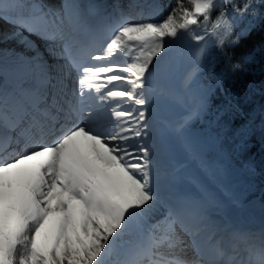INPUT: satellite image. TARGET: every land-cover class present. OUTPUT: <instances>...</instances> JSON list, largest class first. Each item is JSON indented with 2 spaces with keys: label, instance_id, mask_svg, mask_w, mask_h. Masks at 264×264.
I'll list each match as a JSON object with an SVG mask.
<instances>
[{
  "label": "snow or ice",
  "instance_id": "1",
  "mask_svg": "<svg viewBox=\"0 0 264 264\" xmlns=\"http://www.w3.org/2000/svg\"><path fill=\"white\" fill-rule=\"evenodd\" d=\"M153 7L129 0L98 16L87 0H0L12 27L0 42L19 38L34 53L0 64V264H264V226L161 200L169 131L184 123L156 127L150 111L156 99L183 101L194 73L178 77L172 53L186 35L237 45L264 18V0H174L162 19H145ZM229 7L252 18L246 29L235 31Z\"/></svg>",
  "mask_w": 264,
  "mask_h": 264
},
{
  "label": "trees",
  "instance_id": "2",
  "mask_svg": "<svg viewBox=\"0 0 264 264\" xmlns=\"http://www.w3.org/2000/svg\"><path fill=\"white\" fill-rule=\"evenodd\" d=\"M148 3L163 5L164 0ZM218 14L219 10L214 11L207 25L201 18L195 26L196 34L203 35L206 27L210 29ZM228 15L236 32L246 29L252 19L241 18L231 7ZM253 23L254 29L234 46L220 48L216 37H208L207 62L197 79L206 86V113L193 129L201 143L205 136H213L211 149L198 156L197 166L204 172H223L224 181L233 185L230 195L238 207L264 211V18ZM235 64L241 67L233 70ZM164 214V206L158 205L156 218Z\"/></svg>",
  "mask_w": 264,
  "mask_h": 264
},
{
  "label": "rangeland",
  "instance_id": "3",
  "mask_svg": "<svg viewBox=\"0 0 264 264\" xmlns=\"http://www.w3.org/2000/svg\"><path fill=\"white\" fill-rule=\"evenodd\" d=\"M116 0H87V3L94 6V10L97 12L98 16L105 14L106 12H113L114 9V2ZM186 2V0H185ZM147 4V3H146ZM163 7H158V11H153L149 8H147L146 12H151L152 15L146 16L145 19H153V20H159L162 19L164 16H166L172 9L174 0H164ZM126 8V7H125ZM157 8V7H156ZM155 9V7H154ZM195 34V26H193ZM26 33V32H25ZM28 34V33H26ZM11 41V40H9ZM9 41L0 42V50H4V48L9 47V44H7ZM208 39L206 38L204 41H201L197 43L196 41L192 40L191 36L186 35L184 38V41L182 44L177 46L172 53V58L174 61H177L181 57H188L193 62V69L191 72L194 73V76L192 78V82L187 87L191 101L188 104V110L189 114L192 115V118L188 121V123L185 125L181 133H176L178 139L182 143L183 147L190 153L191 156V163L193 164L192 168H180L178 172L174 174H163L161 172V178L160 183L158 187L159 194L164 193L166 195V199L161 197V200H172L178 198L176 195V187L175 183L177 182L178 174L183 173L188 179H190L192 182H194L201 191L205 194L206 199V206H203L205 208V211L208 213H222L225 216L233 217L235 213L239 212L238 208L229 202V190L231 189L232 185L225 183V181L222 180L223 173L216 169L212 172H202L198 167L195 165L196 161V151H207L209 148V143L212 140V136L207 135V137H204L206 142L201 143L200 146L197 145V142L195 141V133L191 129L192 124L197 120V118L201 115L205 114L206 110V101L204 99V96L202 94V91L205 89V86L200 85L197 82V77L204 66V64L207 61L208 57ZM201 49H203L204 55L202 58V64H200V67L197 68L198 63L201 61ZM184 100H186V95L183 93ZM187 106V105H186ZM196 150V151H195ZM212 183L214 186L210 187V184L206 182L205 180ZM217 190L218 195L222 199L215 198L211 193H215L214 190ZM226 191L228 193H226ZM216 195V194H215ZM226 196V197H225ZM229 198V199H228ZM231 200V199H230ZM167 211V210H166ZM165 211V212H166ZM244 211H251L253 213L259 212L264 217V211H259L257 208H245Z\"/></svg>",
  "mask_w": 264,
  "mask_h": 264
},
{
  "label": "bare ground",
  "instance_id": "4",
  "mask_svg": "<svg viewBox=\"0 0 264 264\" xmlns=\"http://www.w3.org/2000/svg\"><path fill=\"white\" fill-rule=\"evenodd\" d=\"M43 3L49 5V6L53 7V8L59 9L61 7L62 3H63V0H43ZM0 30H3L4 32H10L12 30V27L10 25H8V24L0 21ZM24 35L25 36H28V34H26V33H24ZM29 39L32 40V41H34L35 44L40 48V50L42 52L44 51V44H43L42 41H40L35 36H29ZM7 44H9V47L4 48V50L3 49L0 50V64L13 65L17 61L18 57H20L22 55L23 56H32V55H34V53L31 52V51H29L25 47V45L23 43H20L19 42V38L14 39V40H11ZM45 57H47V53H45ZM51 62H52L51 61V58H49V63H51ZM180 69L178 70V73L180 72ZM178 77H180V76L178 75ZM184 91H185V94L187 95L186 100H184V98H183L182 103L173 102V105H179V106H182L184 108H186V107L188 108V104L191 101L190 94H189L187 88H185ZM182 96H183V94H182ZM191 118H192V115H190V114L187 113L186 116H184L181 120H179L176 123H174L172 125V127L175 128L180 123H184L186 125ZM178 184H179V182H176L175 183L176 190H177ZM211 195H213L215 198L217 197L219 200L222 199L218 195L217 192L211 193ZM160 197H162L163 199L164 198L166 199L167 196L164 195V193H161ZM195 201H198L203 206H206L205 205V203H206L205 197L202 198V200L200 199V200H195ZM188 255L191 257L194 254L191 252V250H189Z\"/></svg>",
  "mask_w": 264,
  "mask_h": 264
}]
</instances>
